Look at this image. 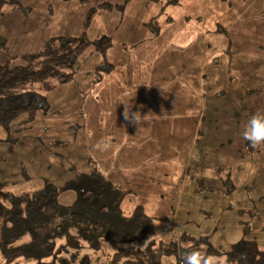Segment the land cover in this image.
<instances>
[{
	"label": "rangeland",
	"instance_id": "rangeland-1",
	"mask_svg": "<svg viewBox=\"0 0 264 264\" xmlns=\"http://www.w3.org/2000/svg\"><path fill=\"white\" fill-rule=\"evenodd\" d=\"M124 1L0 0V36L6 46L5 49L0 47V64L26 65L22 57L44 50L52 38L59 36L80 37L85 33L92 41L108 35L114 36L116 42L111 52L105 54L94 51L93 47L86 48L75 63L70 82L41 92L49 107L39 110L30 123H22L27 115H21L7 127H0V202L8 206L3 201L6 195L32 193L51 186L63 189L57 198L59 205L70 206L77 199V191L64 188L78 173L98 168L125 192L121 203L125 214H130L138 205L143 207L151 220L152 239L156 243H169L177 234L178 239L184 234L195 240L201 251L219 257L222 264L230 263L218 252L230 249L242 239L255 241L264 250V149L260 155L250 156L246 151L247 141L241 136L249 117L264 111V87L242 106L234 92L248 91L249 94L256 83L264 84L257 82L258 76L254 74L255 70L264 75L261 63L264 18L258 16L251 22L245 18L259 12L264 0H225L226 30L220 32V39L218 31H213L212 20L207 23L211 31L207 33L206 42L225 50L236 40L230 19L234 15L245 18L236 28H242L251 37L249 53L254 60L240 56L234 62L233 72L229 70V63L235 58L228 57V52L225 59L216 55L218 64L213 63L214 70L226 71L229 77L233 73L238 81L236 85L221 81L219 91L216 86L204 87L201 68L206 64L202 65L201 46L197 48L201 43L200 35L196 30L192 34L183 29L176 39L179 47H184L186 42V49H191L192 39L193 50L198 55L189 62L178 53L177 82L161 88L157 86V67H128L130 71L114 74L116 80L126 79L123 103L122 96L117 94L121 91L118 86L112 88L108 78L100 81V74L104 72L98 70V64L110 58L116 61L122 58L117 42L128 39L130 44V38H148L157 32L160 19L154 20L155 7L165 0H129L124 22L116 31L120 12L116 8L109 10L98 6L105 2L116 6ZM191 1L192 5L184 10L202 18L203 8L209 18H215L212 0ZM92 9L93 16L87 26L88 13ZM171 30L163 28L161 33L164 35ZM162 46L164 44H161L163 56L158 66L164 67L171 55ZM129 55L126 53V58ZM164 68L168 70L166 74L171 75L169 67ZM181 68L186 71L181 72ZM207 74L209 76V71ZM108 91L113 92L111 101ZM216 93L218 95H213ZM207 97L211 100L210 113L206 107ZM125 105L143 116L139 128L125 120ZM185 112L190 119L185 118ZM198 121L200 126L196 130ZM101 140L110 143L107 150L96 148ZM244 150L250 158L246 165L242 162ZM248 177L251 178L247 180ZM11 224L0 215L1 242L8 236ZM29 240L28 233L16 243ZM136 243L144 248L148 240ZM72 251L76 257L77 253L80 257L88 256L90 264H108L113 247L103 242L100 249L85 246L78 252ZM63 255L70 257V253ZM0 264H36V260L21 256L7 263L0 250ZM161 264H178L176 253L164 255Z\"/></svg>",
	"mask_w": 264,
	"mask_h": 264
},
{
	"label": "trees",
	"instance_id": "trees-1",
	"mask_svg": "<svg viewBox=\"0 0 264 264\" xmlns=\"http://www.w3.org/2000/svg\"><path fill=\"white\" fill-rule=\"evenodd\" d=\"M128 2L125 0L116 6L105 2L98 7L122 12ZM93 11L88 13L87 26ZM111 46L112 38L108 35L92 41L85 33L80 37L59 36L52 38L44 50L22 57L26 65L0 64V127H7L21 115H27L22 123H30L39 110L49 107L41 92L70 82L75 63L86 48L93 47L94 51L105 54ZM0 47L6 48L1 36ZM98 67L104 73L113 69V65L105 61ZM263 146L253 148L246 142V151L252 156L261 152ZM72 179L64 188L77 191V199L70 206L59 205L57 198L63 189L51 186L3 198L9 205L0 202V215L12 223L8 227L7 240L0 241V250L7 263L23 256L33 257L36 264H90L88 256L80 257L77 253L76 257L71 249L74 252L85 246L100 249L103 242L113 247L108 264H161L162 257L172 253H176L178 264H182L183 252L200 249L195 240L184 234L169 243H156L152 239L151 220L143 207L138 205L130 214H125L121 208L125 192L98 168L80 172ZM28 233L29 241L16 243ZM141 240H148L144 248L136 243ZM64 253H70V257ZM218 253H223L230 264H264V250L251 240L242 239Z\"/></svg>",
	"mask_w": 264,
	"mask_h": 264
},
{
	"label": "crops",
	"instance_id": "crops-1",
	"mask_svg": "<svg viewBox=\"0 0 264 264\" xmlns=\"http://www.w3.org/2000/svg\"><path fill=\"white\" fill-rule=\"evenodd\" d=\"M212 2L214 4L213 12L215 16V18H212V19L211 17L210 18L208 17V15L206 14L205 10H203V8H202V18L198 14H195L191 11L189 12L188 10H184V8H186L188 5H192L191 0H173V2H170L169 0H165V2H161L159 5H157V7H155V12H154V20L160 19L157 22L158 31L153 32L148 38H140V39L130 38V41H131L130 44L127 43L128 39L117 42L120 44V47H121L122 58L118 59L117 60L118 62L116 60H113L112 58L108 59L107 63H111L113 65V69L111 71L105 72L103 76L101 77L100 81H103L105 78H108L112 83V88H116L118 86L121 89V91L120 93L117 92V94H120V97L122 96L121 101L123 103H124V97L126 94V91H125L126 79L116 80L114 77V74L117 72L123 73L126 70L130 71L128 67H146V65H152V67H157V70H156L157 79L159 80V83L157 86L162 88V85H166V86L174 85V83H176L178 79V73L176 71V68L179 67L178 66L179 60L177 58L178 53L181 54L182 56H185L186 60L189 62H193L194 56L198 55L193 50V40L192 39L190 40V44H189L191 49H186V46H187L186 42H185L184 47H182L181 44H180L181 46L179 47V42L178 40H176L178 39L177 35L179 32L181 33L184 29L185 32H189L192 34H193V31L196 30L197 31L196 33L200 35L199 40L201 41V43L198 44L197 48L201 46V56L203 60L202 65L206 64V65H203V67L201 68V71H202L201 72L202 73L201 82L204 79V87L211 89V88H215L216 86V89L219 91L222 88L220 84L221 81L227 84L232 83V85H236L238 81L234 77L233 73L229 77L226 71L218 72L214 70V68L216 67L215 65L218 64V60H219V58H217L216 55H221L225 59L227 57L226 52H228L229 53L228 57L231 56L235 58V59H231L229 63V66H230L229 70L232 72H233L232 67H235L234 62L237 61V58H239L240 56L254 60L253 55L249 53L251 37L249 36L248 32L244 31L242 28H236V26L239 23H241L242 19H245V18L249 22H251L252 18H257L258 16H260L261 18H264V2L260 7L259 12L248 14L245 18L234 15L230 19V23L231 25H233V27H231V31L236 34V40L233 44L229 45V47L231 46L233 49L228 47L225 50L223 48H220L219 45L216 46L214 44H210L206 42L207 33L211 31V27L208 28L209 26L207 23H211V20H212V26L214 24L213 31H218V34H219L218 39H220V36H222L220 35V32L225 33V30H226L224 24L226 21L225 5L227 2H225V0L223 1L222 0H212ZM156 4H158V1L156 2ZM204 4L206 3L204 2ZM216 5L218 6L217 8L215 7ZM127 7H128V4L124 8V10L120 12L121 14L120 21H119L120 24L116 31H119L120 27L122 26L124 22V16H125V13L127 12ZM179 23L182 24L183 26L178 25ZM198 24H200V26ZM169 27L172 28L173 31L171 30L168 33L163 35L161 33L163 28H166L167 30ZM262 31L264 32V25H262ZM112 39H113V45L111 46V48H109L107 52H111V50L116 44V42L114 41V36H112ZM131 39H133V41ZM229 40L231 41V37H229ZM242 41H244L243 44L239 43ZM157 42H161L162 45L164 44V46L162 47H164V49L168 51V54L171 55V59L168 58V65L164 66V67H169V69L172 71L171 75L166 74L168 72L166 68L160 65L158 66V62L160 61L163 55L161 51V44L160 43L156 44ZM145 50L146 52H144ZM126 53L130 54L128 58H126L125 56ZM154 63H155V66H154ZM213 63H215V65ZM261 63L264 64V58L261 59ZM255 64L260 66V63H255ZM180 71L185 72L186 68H181ZM207 71H209V76L207 74ZM254 74L258 76L256 78L257 82H261V81L264 82V75L257 73L255 70H254ZM207 77H209L208 80H207ZM242 79L243 77L240 78V81ZM142 81L144 82L145 80H142ZM261 87H264V84L256 83V87L252 88L249 94H248V91L244 93L242 92L239 93L238 91H234L236 94V98H239V102H238L239 105L242 106L243 104H245L247 99L251 100L253 97L252 94L257 92ZM222 91L223 90H221V92ZM112 94H113L112 91H108L107 93V97L109 98L110 101H111ZM213 95H218V93L213 94ZM116 101H118V98L116 99ZM201 103H202V114H203L202 118L204 119L203 101H201ZM206 107H207V111L210 113L212 107H211V100L208 99V97L206 99ZM188 114H189L188 112H185L186 119L191 118V116ZM203 119H200V122L203 121ZM199 126L200 125L198 121L196 130H199ZM199 137L195 141L196 145H198L199 143ZM191 147H192V144H191ZM199 148L202 149L201 147ZM193 157H194V152L192 153V157H191L192 160H193ZM248 159L250 158L246 156L245 150H244L243 155H242V162L244 163V165L248 164L247 162ZM255 161L257 165V158ZM253 165H255V163H253ZM253 167L255 168V166ZM259 169H262V167ZM250 178L251 177H248L247 180H249ZM175 239H178V234L176 235Z\"/></svg>",
	"mask_w": 264,
	"mask_h": 264
},
{
	"label": "clouds",
	"instance_id": "clouds-1",
	"mask_svg": "<svg viewBox=\"0 0 264 264\" xmlns=\"http://www.w3.org/2000/svg\"><path fill=\"white\" fill-rule=\"evenodd\" d=\"M125 120L130 121L133 126L138 128L143 122V116L139 111L133 112L125 105L123 113ZM242 138L253 148L264 145V111L253 113L241 131ZM110 143L107 140L98 141L97 149L107 150ZM243 258V256H242ZM182 264H222V261L215 254H208L195 248L192 251L183 252L181 255Z\"/></svg>",
	"mask_w": 264,
	"mask_h": 264
}]
</instances>
